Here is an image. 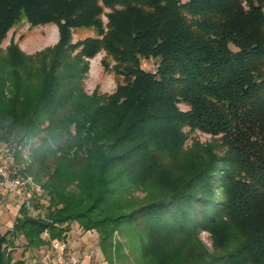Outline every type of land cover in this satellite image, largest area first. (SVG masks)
<instances>
[{
  "label": "trees",
  "instance_id": "trees-1",
  "mask_svg": "<svg viewBox=\"0 0 264 264\" xmlns=\"http://www.w3.org/2000/svg\"><path fill=\"white\" fill-rule=\"evenodd\" d=\"M22 19L58 42L3 51ZM102 52L120 78L88 93ZM25 147L42 193L0 234V264H33L18 239L52 249L75 223L110 264H264V0H0V151Z\"/></svg>",
  "mask_w": 264,
  "mask_h": 264
},
{
  "label": "rangeland",
  "instance_id": "rangeland-1",
  "mask_svg": "<svg viewBox=\"0 0 264 264\" xmlns=\"http://www.w3.org/2000/svg\"><path fill=\"white\" fill-rule=\"evenodd\" d=\"M183 2L186 0H182ZM105 21L106 18H105ZM87 36H96L93 29H83L74 34V41L83 39ZM59 40V29L56 24L31 26L27 20L22 19L14 25V27L7 33L6 38L2 41L1 48L3 51L11 44L12 41L18 44L20 49L28 55L35 54L48 47L54 46ZM104 53L98 54L95 58L90 60L89 72L85 78L84 85L88 93L98 90L102 93H112L120 77H118L110 69H106L101 61ZM110 64L114 62L110 59ZM143 67L147 71L154 72L157 67V60L150 59L143 60ZM184 109L185 106L181 105ZM196 137L203 143L212 140L211 136L202 132H197ZM191 141L188 142V144ZM23 158L29 155L28 147L22 151ZM19 165L20 162L16 161ZM20 201L13 196H2L0 198V234H3L8 228L11 227L14 220L19 216ZM72 235L69 237L70 249L72 252L77 253V257L81 259V264H110L105 260L104 254L101 249L98 234L95 231L84 232L83 229L77 224L72 226ZM71 230V231H72ZM118 240L124 241L125 238L116 235ZM203 240L210 246V239L207 233L202 234ZM23 239H18V247L14 250L15 260L25 259L29 263L40 264H62L59 262L57 254L50 247H43L39 250L31 249L24 250ZM125 251H128L127 247ZM117 264V261H114Z\"/></svg>",
  "mask_w": 264,
  "mask_h": 264
},
{
  "label": "built area",
  "instance_id": "built-area-1",
  "mask_svg": "<svg viewBox=\"0 0 264 264\" xmlns=\"http://www.w3.org/2000/svg\"><path fill=\"white\" fill-rule=\"evenodd\" d=\"M30 163L29 155H26L19 165L13 156H5L0 151V194L13 195L20 203L30 205L35 195L42 193L32 174L28 173ZM52 249L58 253L59 262L62 264H81V259L69 254L67 241L53 240Z\"/></svg>",
  "mask_w": 264,
  "mask_h": 264
},
{
  "label": "crops",
  "instance_id": "crops-1",
  "mask_svg": "<svg viewBox=\"0 0 264 264\" xmlns=\"http://www.w3.org/2000/svg\"><path fill=\"white\" fill-rule=\"evenodd\" d=\"M5 195L13 196V195H10V194H0V198H2V196H5ZM13 197H14V196H13ZM14 198H15V197H14ZM15 199H16V198H15ZM16 200H17V199H16ZM20 205H21V203H20ZM72 232H73V230L71 231L70 235H72ZM69 237H70V236H69ZM69 241H70V240H69V238H68L67 243H68L69 254L72 255V256H77V253L71 251V249H70V245H69V244H70ZM54 253H56V254H57V257L59 258L58 253L55 252V251H54Z\"/></svg>",
  "mask_w": 264,
  "mask_h": 264
},
{
  "label": "water",
  "instance_id": "water-1",
  "mask_svg": "<svg viewBox=\"0 0 264 264\" xmlns=\"http://www.w3.org/2000/svg\"><path fill=\"white\" fill-rule=\"evenodd\" d=\"M182 0H179V2H181Z\"/></svg>",
  "mask_w": 264,
  "mask_h": 264
}]
</instances>
